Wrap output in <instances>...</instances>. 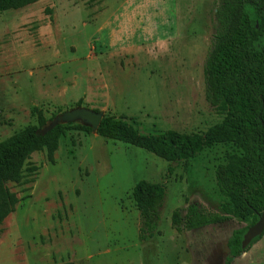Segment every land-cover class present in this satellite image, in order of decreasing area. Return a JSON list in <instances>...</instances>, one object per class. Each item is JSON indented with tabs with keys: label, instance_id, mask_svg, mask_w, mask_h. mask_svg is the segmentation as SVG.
<instances>
[{
	"label": "rangeland",
	"instance_id": "rangeland-1",
	"mask_svg": "<svg viewBox=\"0 0 264 264\" xmlns=\"http://www.w3.org/2000/svg\"><path fill=\"white\" fill-rule=\"evenodd\" d=\"M216 2L36 0L0 11V140L37 125L34 109L49 123L77 107L125 115L142 132L204 133L222 119L204 96ZM63 124L54 162L36 150L6 184L19 201L0 226V264H225L237 219L177 232L171 216L189 202L223 213L215 168L236 146L169 163L81 119ZM141 179L165 185L145 239L132 197ZM230 264H264V232Z\"/></svg>",
	"mask_w": 264,
	"mask_h": 264
},
{
	"label": "trees",
	"instance_id": "trees-1",
	"mask_svg": "<svg viewBox=\"0 0 264 264\" xmlns=\"http://www.w3.org/2000/svg\"><path fill=\"white\" fill-rule=\"evenodd\" d=\"M35 1L0 0V11ZM214 18L215 33L203 67L204 96L222 115L219 122L204 133L173 128L142 132L125 115L103 114L95 132L143 148L169 163L186 162L215 144L236 146L240 152L228 154L225 162L215 168L217 187L225 197L223 213L189 202L185 208H175L171 216V225L177 232L237 219L238 226L227 239L225 264H230L241 251L243 234L264 213V0H217ZM34 112L37 125L26 126L0 140V226L19 201L7 182L21 181L23 166L36 150H45L48 161L54 162L59 138L66 128V124L58 123L44 132L46 118L39 109ZM76 126L92 130L87 125ZM172 169L169 165V172ZM132 197L140 217L139 235L145 239L156 230L165 185L141 179L134 184ZM247 218L251 222L242 224ZM261 236L253 238L245 249Z\"/></svg>",
	"mask_w": 264,
	"mask_h": 264
},
{
	"label": "water",
	"instance_id": "water-1",
	"mask_svg": "<svg viewBox=\"0 0 264 264\" xmlns=\"http://www.w3.org/2000/svg\"><path fill=\"white\" fill-rule=\"evenodd\" d=\"M102 115L103 114L101 112L84 107L73 108L71 110L63 112L61 115H56L49 123L46 122V125L44 126L42 131L45 132L58 123L63 124L64 122H70L75 119L83 120L87 124V126H90L91 129L95 131L100 123ZM263 230L264 213H261L258 220L254 224L249 226L247 231L244 233L241 247L244 248L252 240V238L260 235Z\"/></svg>",
	"mask_w": 264,
	"mask_h": 264
},
{
	"label": "flooded vegetation",
	"instance_id": "flooded-vegetation-1",
	"mask_svg": "<svg viewBox=\"0 0 264 264\" xmlns=\"http://www.w3.org/2000/svg\"><path fill=\"white\" fill-rule=\"evenodd\" d=\"M253 224H254V223H253ZM237 225H238V224H237ZM250 226H251V225H250ZM247 229H248V228H247ZM246 231H247V230H246ZM263 232H264V230H263ZM263 232H262L260 235H262ZM243 235H244V234H243ZM229 236H230V235H229ZM258 236H259V235H258ZM228 238H229V237H228ZM254 238H255V237H254ZM242 239H243V237H242ZM252 240H253V238H252ZM252 240H251V241H252ZM251 241H250V242H251ZM257 241H258V240H257ZM241 242H242V240H241ZM250 242H249V243H250ZM255 242H256V241H255ZM255 242H254V243H255ZM249 243H248V244H249ZM254 243H253V244H254ZM248 244H247L244 248L241 247V251H240V253L246 251V250L249 248V247H248L247 249H245V248L248 246ZM250 247H251V246H250ZM226 248H227V252L225 253V257H224V258H226L227 253H228V250H229L228 245H227V241H226ZM240 253H239V254H240ZM239 254H238V255H239ZM238 255H237V256H238ZM237 256H234V257H237ZM234 257L231 258V261H232V259H233ZM231 261H230V262H231ZM223 264H224V262H223Z\"/></svg>",
	"mask_w": 264,
	"mask_h": 264
}]
</instances>
